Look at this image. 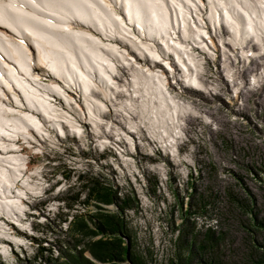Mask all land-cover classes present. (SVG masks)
<instances>
[{"label":"bare ground","instance_id":"bare-ground-1","mask_svg":"<svg viewBox=\"0 0 264 264\" xmlns=\"http://www.w3.org/2000/svg\"><path fill=\"white\" fill-rule=\"evenodd\" d=\"M207 65L235 102L242 81L264 84V0H0V255L4 239L22 244L9 225L26 229L27 200L45 189L30 156L60 137L129 151L145 138L186 160L187 120L209 118L180 93L216 95Z\"/></svg>","mask_w":264,"mask_h":264},{"label":"rangeland","instance_id":"rangeland-1","mask_svg":"<svg viewBox=\"0 0 264 264\" xmlns=\"http://www.w3.org/2000/svg\"><path fill=\"white\" fill-rule=\"evenodd\" d=\"M253 63L236 69L250 78ZM221 69H206L207 80L217 83L216 95L180 93L209 118L208 124L188 118L178 149L186 160L150 148L144 137L145 144L130 151L134 170L147 176L152 204L159 205L143 208V233L120 215L134 206V193L122 196L123 183L113 180L118 174L108 160L91 162L90 136L60 137L57 148L45 146L30 156L45 189L27 200V228L9 225L22 244L4 239L9 253L0 255V264H64L72 250L96 264H129L109 249L115 241L137 264H264V84L242 81V99L235 102L228 82L215 73ZM157 164L164 175L153 168ZM123 235L130 238L127 245ZM101 241L111 257L99 262L92 252Z\"/></svg>","mask_w":264,"mask_h":264},{"label":"built area","instance_id":"built-area-1","mask_svg":"<svg viewBox=\"0 0 264 264\" xmlns=\"http://www.w3.org/2000/svg\"><path fill=\"white\" fill-rule=\"evenodd\" d=\"M108 117L111 116V112H109ZM106 117V118H108ZM85 130H89V127L84 125ZM119 144L124 145L125 142L118 141ZM89 143L87 150H92L93 153L90 154L91 162L95 165V158H99L103 160H111L115 163V169L114 171H118V178L113 180H122L123 181V193L122 196L126 194L128 190H131V192L134 193L136 199L134 202V206L132 207H124L122 212L120 213L121 216H125L127 220H130L133 224L138 225L139 230L141 233H143L142 228L143 225L141 223L142 220V212L143 208L147 207L148 205H154L159 206L157 201L152 204V199L154 198L150 193L147 191V186H145L147 176L144 175L142 171L138 170H130L126 164V161L124 159V155L126 152L129 154V150L115 148V146L112 145H104L103 147L95 146L94 141L92 140V137H89ZM80 149V148H78ZM155 150V148H154ZM80 157V156H79ZM96 166V165H95ZM81 169V168H80ZM95 172V168H94ZM108 175H110V172H108ZM162 180V179H161ZM130 188V189H129ZM129 192V191H128ZM159 211V210H158ZM149 224V223H148Z\"/></svg>","mask_w":264,"mask_h":264},{"label":"trees","instance_id":"trees-1","mask_svg":"<svg viewBox=\"0 0 264 264\" xmlns=\"http://www.w3.org/2000/svg\"><path fill=\"white\" fill-rule=\"evenodd\" d=\"M119 235H122L119 233ZM125 239L127 240V243H130V238L129 236H125ZM117 240H121L120 237H117ZM117 244H118V241H115ZM111 244V245H109ZM104 243V241L102 242H96V246L97 248H101L100 250H102V256H100V250H96L92 252V255L94 258H96L97 261L101 262L103 261L104 259L106 258H109L111 257V255L107 256V250L109 247H107L106 245H109L111 246L109 249H115L113 252H118L122 255H125V258L127 261H129V264H137L139 261H137L138 259L137 258H132V254L126 250V247H119L117 244L115 243ZM73 251V250H72ZM70 251V254L67 255V258H66V262L64 264H96V263H93L91 260H89L88 258H85L84 255L82 254V252H79V251H75L72 252Z\"/></svg>","mask_w":264,"mask_h":264}]
</instances>
